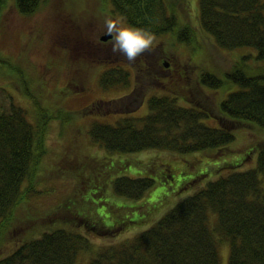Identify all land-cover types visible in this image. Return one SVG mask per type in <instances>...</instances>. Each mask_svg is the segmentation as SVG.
Segmentation results:
<instances>
[{
    "label": "trees",
    "instance_id": "trees-1",
    "mask_svg": "<svg viewBox=\"0 0 264 264\" xmlns=\"http://www.w3.org/2000/svg\"><path fill=\"white\" fill-rule=\"evenodd\" d=\"M44 1L16 0V5L21 13L31 15ZM110 1L113 11L133 27L154 35L173 32L177 36L175 40L191 41L196 33L182 20L176 3L182 0ZM166 1L175 11L168 10ZM6 2L0 0V20ZM195 2L197 9L198 2ZM197 12L201 27L219 48L255 47L256 59L263 63L253 75L245 71L243 62H236L226 71L225 79L198 64L201 69L197 76L198 87L191 88L190 93L201 89L210 91L207 87L218 90L228 83L239 87L218 99V106L208 92H202L200 99L187 94L188 105H180L176 94L152 95L148 99V112L141 115L134 114L136 106L144 103L146 91L159 83L158 77L152 78L156 74L149 73H154V57L163 50L160 42L154 45L153 51L143 53L131 64L119 54L114 58L104 57L102 48L109 41L91 34L87 37L92 27L90 23H85V31L77 30L73 24L75 38L68 45L72 53L79 46V52L87 58L114 63L101 73L103 85H127L132 73L135 75V87L129 94L112 101L94 102L87 110L101 117L117 116L115 122L93 121L92 142L87 143L86 148L89 152L92 150L98 160L81 167L85 175L91 177V188L85 196L89 195L98 208L111 199L109 202L114 207L108 206L114 220L118 219L114 194L137 199L139 203L156 182L147 176L119 175L123 167L117 163L123 162V158L117 154L150 148L182 154L215 148L220 151L230 147L227 145L235 139L234 131L240 124L251 122L264 128V0H199ZM86 39L90 40L87 45ZM94 52L99 56L95 57ZM161 64L166 67L163 60ZM176 70L181 82L166 86L169 91L178 84L183 88L188 84L183 77L184 69ZM25 72L20 66L13 76L14 86L25 82ZM144 78L149 81L145 82ZM104 105L108 109H104ZM26 112L13 101L0 105V253H5L8 247H4L9 242L16 244L0 257V264H75L79 252L93 245L87 237L92 234L90 229L108 234L115 230H101L85 217V231L58 225L47 227L32 214L28 222L24 220L19 209L24 200L32 201V197L44 192L35 178L46 150L48 131L46 121L42 120L44 115L34 117L37 121L34 124ZM104 150L106 153L102 154ZM239 164H229L228 173L223 172L179 200L150 226L130 238L99 245L89 264H219V239L209 224L210 210L218 214L217 234L230 242L228 264H264V138L257 146L254 166L236 170ZM169 173L175 178L173 171ZM99 191L108 195L99 197ZM70 202L80 212V205L75 200ZM141 205L139 203V209Z\"/></svg>",
    "mask_w": 264,
    "mask_h": 264
},
{
    "label": "rangeland",
    "instance_id": "rangeland-1",
    "mask_svg": "<svg viewBox=\"0 0 264 264\" xmlns=\"http://www.w3.org/2000/svg\"><path fill=\"white\" fill-rule=\"evenodd\" d=\"M195 1L198 2V9L199 0L176 2L183 22L196 30L191 41L175 40L177 36L173 32L154 35L155 45L160 42L163 50H159L154 57V73L149 74H156L152 78L158 77L159 83L146 91L144 103L139 102L135 115L148 112V99L152 95L176 94L180 105H188L190 101L187 94L200 99L204 92L210 93L208 95L217 105L218 99L239 87L236 83H228L218 90L207 87L210 90L208 93L204 89L190 93L191 88L198 87L197 76L201 70L198 64L225 79L226 71L231 70L236 62H243L245 71L253 75L263 63L256 59L258 51L255 47L219 48L212 36L201 27ZM166 3L170 12L175 11L176 8L171 7L170 2ZM5 7L0 20V105L13 101L26 109L27 117L32 123L36 124L34 117L41 114L48 126L46 150L35 178L38 187L44 189V192L32 197V201L25 199L23 207L19 208L22 209L21 214L27 222L30 214L36 215L37 220L47 227L58 225L85 231V217L101 230H115L108 234L90 229L92 234L87 237L93 245L79 252L75 264H89L99 245L125 240L147 228L179 200L223 172L228 173L229 164L240 163L236 170L254 166L257 161V146L264 138V128L251 122L240 124L234 131L235 139L227 145L230 147L220 151L215 148L201 153L182 154L150 148L117 154L123 158V162L117 163L120 168L123 167L119 170V175L147 176L156 182L148 195L140 200L139 203L143 204L140 209L137 199L114 194L118 215V219L114 220L111 218L113 212L108 206L113 208L114 205L109 202L111 199L108 196V204L106 202L99 208L89 195L85 196L91 188V177L85 175V170L81 167L98 160L92 150L89 152L86 148V144L92 142L90 128L93 121L100 119L115 122L117 116L101 117L87 110L94 102L112 101L129 94L135 87V75L132 73L127 85L105 86L100 82V75L114 63L87 58L79 52V46L72 53L68 45L75 38L74 23L80 31H85V23H90L92 27L87 35L89 38L93 35L99 38L105 31L106 16L118 20L123 26H133L122 15L113 11L114 5L110 0H45L31 15L21 13L16 0H7ZM89 41L86 39L85 44ZM102 52L108 59L118 56L112 53L110 40L102 48ZM94 56L98 57L99 54L94 52ZM159 60L161 63L162 60L167 62L168 66L163 67ZM20 66L26 71V79L14 86L13 76H16ZM170 66L173 68L170 69ZM176 69H184L183 77L188 84L184 88L178 87V84L169 91L166 86L181 82ZM144 81L149 80L144 78ZM212 93L219 98H214ZM104 106L106 109L107 105ZM170 170L175 173V178L169 175ZM38 187L36 186L37 189ZM98 195L108 194L99 191ZM71 200L80 205V212L70 205ZM41 215L46 218L43 219ZM209 224L219 239V264H228L230 242L223 235L222 238L217 234L218 214L213 210L209 212ZM15 246L14 242H9L4 247L8 248L5 253H0V257Z\"/></svg>",
    "mask_w": 264,
    "mask_h": 264
},
{
    "label": "clouds",
    "instance_id": "clouds-1",
    "mask_svg": "<svg viewBox=\"0 0 264 264\" xmlns=\"http://www.w3.org/2000/svg\"><path fill=\"white\" fill-rule=\"evenodd\" d=\"M104 34L111 37V51L122 55L131 64L143 53L154 50L156 38L150 31L123 26L111 17L104 19Z\"/></svg>",
    "mask_w": 264,
    "mask_h": 264
},
{
    "label": "water",
    "instance_id": "water-1",
    "mask_svg": "<svg viewBox=\"0 0 264 264\" xmlns=\"http://www.w3.org/2000/svg\"><path fill=\"white\" fill-rule=\"evenodd\" d=\"M109 38H111V37L108 36V35H105V34L101 35V40H108ZM165 66L166 67L168 66V63L167 62H165Z\"/></svg>",
    "mask_w": 264,
    "mask_h": 264
},
{
    "label": "bare ground",
    "instance_id": "bare-ground-1",
    "mask_svg": "<svg viewBox=\"0 0 264 264\" xmlns=\"http://www.w3.org/2000/svg\"><path fill=\"white\" fill-rule=\"evenodd\" d=\"M103 34H104V32H103L102 34L99 35V38H100V39H101V35H103ZM109 40L111 41V38H109L108 40H102V41H109Z\"/></svg>",
    "mask_w": 264,
    "mask_h": 264
}]
</instances>
